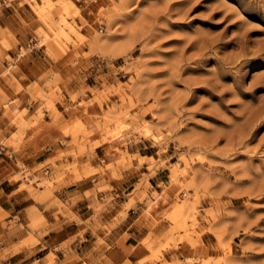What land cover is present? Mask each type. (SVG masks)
Instances as JSON below:
<instances>
[{
	"label": "rangeland",
	"instance_id": "1",
	"mask_svg": "<svg viewBox=\"0 0 264 264\" xmlns=\"http://www.w3.org/2000/svg\"><path fill=\"white\" fill-rule=\"evenodd\" d=\"M8 10L21 40L7 57L13 37L0 28V119L12 129L0 147L15 152L24 132L42 125L41 111L56 114L59 85L73 80L64 94L73 115L55 124L68 139L59 157H87L101 146L105 161L92 168L15 160L1 170L19 184L6 199L23 191V200L54 207L55 218L61 172L114 177L135 159L134 170L147 174L124 192L123 210L140 202L149 228L168 224L141 242L148 255L136 264H264V0H0V16ZM36 51L52 72L26 88L37 103L26 118L3 88L20 91L15 65ZM133 144L148 158L127 155ZM158 170L166 172L151 188L146 180ZM39 209L23 211L28 231L44 224ZM6 218L0 209L1 230ZM33 244L28 234L17 248ZM177 245L189 252L168 263L163 255Z\"/></svg>",
	"mask_w": 264,
	"mask_h": 264
},
{
	"label": "crops",
	"instance_id": "2",
	"mask_svg": "<svg viewBox=\"0 0 264 264\" xmlns=\"http://www.w3.org/2000/svg\"><path fill=\"white\" fill-rule=\"evenodd\" d=\"M13 15L8 10L3 11L0 16V28H4L13 37L9 41L12 48L5 51L9 58H14L17 44L21 40L18 35L20 28L13 20ZM15 68L13 79L20 91L13 93L3 88V93L18 101L17 110H24L25 117L29 118L34 113L37 103L30 101V94L26 88L31 84L41 85L52 71L44 57L38 55L37 51L18 60ZM57 76L59 79H66L67 69L58 68ZM72 82L73 80L69 82L63 80L59 88L64 100L54 105L56 114L52 116L49 111H41L42 125L36 130L25 131L22 142L15 152L9 153L0 147V161L4 164L0 165V209L7 214L5 229H0V255L5 253L0 264H136L148 255L141 242L147 237L157 238L168 226L165 221H160L149 228L147 221L141 218L140 211L143 205L140 202H134L125 210L122 208L127 203V200L123 199L124 192L132 188L139 175L147 174L145 170H134L135 159H132L130 168L115 167V170H112L114 177H111L110 172H106L100 177L75 180L71 173L61 172L62 178L54 185L52 197L63 208L61 214L55 215V218L52 216L55 212L54 207L43 209L46 203L36 205L30 200H23L21 198L24 195L23 191L14 194L11 199H6L19 184L8 182L5 178L6 173H2L1 170L10 168L9 165H13L15 160L27 167L44 164L51 159L55 167L65 166L75 160L77 166L88 162L92 168L98 166V161H105L101 146L95 147L92 154L87 157L80 156L75 159L70 156L59 157V153L66 149L62 141L67 142L68 139L60 134L55 124L60 126L73 115V110L70 107L66 108L69 104L64 97ZM11 130L7 122L0 119V136L4 135L6 138L12 133ZM126 154L136 155L139 159L148 158L147 155L140 153L134 144L126 147ZM42 172L48 176L52 174L48 167H44ZM165 172L166 170L156 171L153 177L146 180L147 185L151 188L156 186L161 182V175ZM31 206L41 208L39 210L44 224L38 229L28 231L26 228L28 219L23 211ZM14 217L16 222L13 221ZM13 223L16 224L14 227L11 226ZM28 234L35 244L28 248H17V244ZM204 236L200 238L203 245L207 244ZM13 247L16 249L14 252ZM187 252H189L187 246L177 245L175 251L163 255V258L168 263L173 262L175 258L182 262ZM49 254L52 256L50 263L47 260Z\"/></svg>",
	"mask_w": 264,
	"mask_h": 264
}]
</instances>
